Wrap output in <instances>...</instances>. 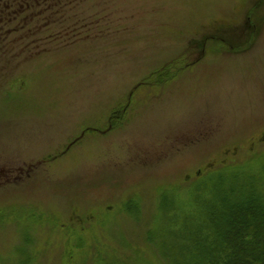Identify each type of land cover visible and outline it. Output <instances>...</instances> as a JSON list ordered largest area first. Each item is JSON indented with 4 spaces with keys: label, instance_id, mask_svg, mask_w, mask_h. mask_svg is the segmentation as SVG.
Listing matches in <instances>:
<instances>
[{
    "label": "rangeland",
    "instance_id": "obj_1",
    "mask_svg": "<svg viewBox=\"0 0 264 264\" xmlns=\"http://www.w3.org/2000/svg\"><path fill=\"white\" fill-rule=\"evenodd\" d=\"M79 2L0 43V264H198L264 202V0Z\"/></svg>",
    "mask_w": 264,
    "mask_h": 264
},
{
    "label": "trees",
    "instance_id": "obj_2",
    "mask_svg": "<svg viewBox=\"0 0 264 264\" xmlns=\"http://www.w3.org/2000/svg\"><path fill=\"white\" fill-rule=\"evenodd\" d=\"M48 1L56 4L54 8H48ZM77 2L69 0L68 5ZM64 5L62 0H14L10 11H4L8 6L5 7L0 12V32L4 33L2 27L6 30L5 41L12 45L8 46L10 53L18 56L25 52L33 56L37 48L16 45L60 41L77 34L78 22H58L61 19L59 11ZM54 24H60V30L55 26L52 29ZM79 35L78 32L77 37ZM223 206L221 213L212 218L214 238L209 244L198 245V264H264V202L259 196L249 194ZM216 250L218 256L212 253Z\"/></svg>",
    "mask_w": 264,
    "mask_h": 264
},
{
    "label": "flooded vegetation",
    "instance_id": "obj_3",
    "mask_svg": "<svg viewBox=\"0 0 264 264\" xmlns=\"http://www.w3.org/2000/svg\"><path fill=\"white\" fill-rule=\"evenodd\" d=\"M12 1H14V0H0V12L2 11V10H4V8L5 7H7L4 11H10V8H11V2ZM63 1V4L65 3V5L63 6V8L62 9H60V11H59V14H58V16H60L61 17V19L60 20H58V22H60V21H62V20H64L65 21V18H63L62 19V17L64 16V14H65V12H66V10L67 9H69L71 6L70 5H68L69 4V0H67V2L65 1V0H62ZM80 0H78V2H79ZM78 2L76 3V4H78ZM80 3V2H79ZM76 4H72V6H75ZM3 5V6H2ZM56 5V4H55ZM54 3H53V1H48V3H47V6H48V8H50V9H52V8H54ZM68 6V7H66L65 8V6ZM2 7V8H1ZM3 12V11H2ZM78 23H80V22H78ZM56 24H54L51 28L52 29H54V26H55ZM2 30L4 31V33L6 32V30L2 27ZM57 30H60V28L58 29L57 28ZM43 31V30H42ZM42 31H40V32H42ZM4 33H2V32H0V43H4V45H6V47H8V46H12L11 44H8L6 41H5V36H4ZM4 36V37H3ZM40 43L41 42H39V43H36V44H34V45H32L31 43H28V44H25V45H19V46H24V47H26V48H28L29 46H31V48H34L35 46H40ZM43 43H47V42H43ZM35 48H37V47H35ZM39 48H41V47H39Z\"/></svg>",
    "mask_w": 264,
    "mask_h": 264
}]
</instances>
